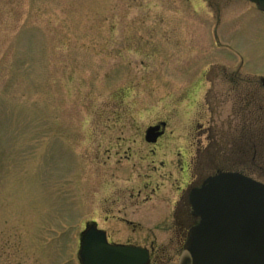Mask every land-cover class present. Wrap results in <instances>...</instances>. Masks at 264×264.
<instances>
[{"label": "rangeland", "instance_id": "rangeland-1", "mask_svg": "<svg viewBox=\"0 0 264 264\" xmlns=\"http://www.w3.org/2000/svg\"><path fill=\"white\" fill-rule=\"evenodd\" d=\"M262 79L264 13L246 0H0V264H80L93 221L176 264L177 235L106 222L109 180L149 126L200 110L191 127L213 124L227 158L254 152L241 172L264 184Z\"/></svg>", "mask_w": 264, "mask_h": 264}, {"label": "flooded vegetation", "instance_id": "flooded-vegetation-1", "mask_svg": "<svg viewBox=\"0 0 264 264\" xmlns=\"http://www.w3.org/2000/svg\"><path fill=\"white\" fill-rule=\"evenodd\" d=\"M222 71L226 80L230 76V91L236 90V86L232 84H237L239 72H229L226 69ZM207 74L205 70L192 73L187 78L190 79L187 85L178 87H182L184 92L198 83L202 84ZM261 87L264 89L262 84ZM203 102L208 106L209 97ZM201 114L198 110L191 118L187 116L184 121H178L180 126L174 132H169V135L166 122L159 121L149 126L148 128L159 129L150 137V142L146 140V131L144 132L143 141L146 146L139 147L130 155L127 153L130 149L123 152V158L126 164L129 162L132 170L123 179L118 177L109 180L108 199L106 206L103 205L106 222L109 221L113 226L121 227L130 234L177 235V256L189 230L199 221L190 204L191 192L201 189L207 179L218 174L243 175L241 168L244 164L256 166V155L253 151L249 160L244 159L249 151L246 154L242 152L240 141L232 145L234 149L230 153L234 155L227 158L218 132L209 121L205 122V126L196 123L191 127ZM163 138L167 140L161 146ZM184 144L187 146H183ZM227 162L229 167L225 166ZM92 225L106 234L108 243L114 244L109 240L106 230L101 229L96 221ZM145 249L149 252L148 264H166L170 261L158 258L157 242L155 244L151 241Z\"/></svg>", "mask_w": 264, "mask_h": 264}, {"label": "water", "instance_id": "water-1", "mask_svg": "<svg viewBox=\"0 0 264 264\" xmlns=\"http://www.w3.org/2000/svg\"><path fill=\"white\" fill-rule=\"evenodd\" d=\"M246 1L264 13V0ZM158 129L146 130L148 142ZM189 200L199 221L189 230L177 264H264V184L221 173L192 191ZM79 244L80 264L149 263L148 250L110 244L94 225L85 228Z\"/></svg>", "mask_w": 264, "mask_h": 264}]
</instances>
